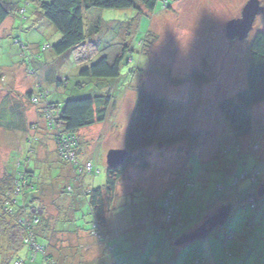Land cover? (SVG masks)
I'll use <instances>...</instances> for the list:
<instances>
[{
	"label": "rangeland",
	"instance_id": "374dc122",
	"mask_svg": "<svg viewBox=\"0 0 264 264\" xmlns=\"http://www.w3.org/2000/svg\"><path fill=\"white\" fill-rule=\"evenodd\" d=\"M7 1L16 8L0 25V117L4 122L9 119L18 122L19 117L11 118L7 113L4 116V111L12 114L10 107L19 103L24 107L26 128L11 131L0 126V178L6 172H33L41 187L51 184L52 189L57 190L53 194L49 187L47 194L40 196L39 202L30 205L28 210L38 214L45 211L50 228L55 231H81L69 238L55 235L61 240L69 264L74 262L71 253L78 248L86 264L93 263L100 255L102 245L98 243L96 232H84L93 229V224L87 204L80 201V193L81 189L105 185L106 154L110 150L124 149L125 131L140 91L165 99L168 110L157 135L158 141L146 149L147 165L141 168L134 163L118 181L110 214L111 229L120 232L135 225L148 210L164 205L173 187L178 195L174 191L169 205L177 208L179 216L195 217L207 203L224 195L232 210L226 224L207 238L178 248L171 245L172 240L165 231L155 233V224L149 216L144 227L136 224L108 240L110 253L103 256L104 264L110 261L162 264L164 260L170 264H264V196L254 198V208L249 199L242 205L237 200L247 193L256 194L264 183V161L260 158L264 142H257L258 149L249 153L256 142L248 144V140L255 137L258 130L249 137L235 138L217 107L219 101L234 97L246 87L247 44L257 31L264 32V10L255 18L248 37L238 41L225 37V25L240 17L247 0H159L152 12L143 10L142 15L131 9H91L84 14L85 34L88 36L91 27L99 28L98 33L87 37L85 49L69 50L58 56L51 47L61 39V34L40 17L37 5L38 1L50 0ZM259 2L264 9V0ZM44 47L47 48L44 50ZM122 47H126V51L116 79L79 76L82 68L102 55L117 53ZM193 70L201 71L208 80L194 83L190 80ZM58 81L63 82V87L56 88ZM29 91L38 95L41 91L46 96L39 102L35 99L27 102ZM106 92H110L113 103L105 122L75 134L79 150L63 151L70 160H76L79 165L76 171L68 173L62 161H49L50 155L56 152L53 134L59 125L53 130L47 126L42 116L46 107L44 101L60 105L67 99ZM251 115L254 126L264 127V102L254 106ZM195 133L200 136L190 144L189 135ZM225 146L246 152L232 155L235 160L239 158L233 165L237 178L227 175L225 180L220 167L212 171L217 161L207 162L215 152L218 156V150ZM200 158L206 162L202 164ZM202 165L207 166L208 174L202 170ZM253 169L259 174L255 185L250 178L239 180ZM70 173L73 177H69ZM224 181L229 188L226 194ZM66 186L73 188L71 195L64 192ZM70 198L77 201L70 202ZM158 215L159 223L161 220L166 229L164 214ZM191 222L181 229L172 226V238L195 226L194 221ZM231 236L234 239H230ZM3 243L0 239V264L6 260ZM19 253L25 264H47L39 251H28L27 257L25 249Z\"/></svg>",
	"mask_w": 264,
	"mask_h": 264
},
{
	"label": "trees",
	"instance_id": "16d2710c",
	"mask_svg": "<svg viewBox=\"0 0 264 264\" xmlns=\"http://www.w3.org/2000/svg\"><path fill=\"white\" fill-rule=\"evenodd\" d=\"M158 1L159 0H50L38 1L37 5L40 10V17L46 19L61 34V39L51 47L54 54L59 56L69 50L78 51L80 49H85L87 37L94 36V34L98 33L99 28L91 27L88 30V36L85 34L83 20L84 14L87 11L91 9H131L136 11L137 15H142L143 10L152 12ZM15 8V4L7 0H0V25L9 17ZM97 23L100 24L99 21H96V24ZM125 48L126 47H122L113 55H102L93 64L82 68L79 72V76L86 79L97 80L116 79L119 76L121 61L126 51ZM246 55V87L237 92L234 97L224 98L219 101L217 107L235 138L249 137L255 134V130H258L256 136L259 140H262L264 138V127L259 124L256 126L253 125L251 109L264 102L263 31H257L248 42ZM190 80L194 83L201 84L206 82L208 77L199 70H193ZM63 85V82L58 81L56 83V88L63 87ZM44 96H46V94L41 91H39V95L34 94L33 91H29L26 94L27 102L32 101V99L39 102L42 98H45ZM44 102H46L45 108H51L53 111V122L47 121V126L50 130H53L56 128V125H59V129L53 134L56 152H54V156L50 155L48 160L54 162L62 161L63 169L67 168L66 170L68 173L69 171L74 173L79 165H76V160L73 159V161H71L66 158L63 154V149L68 145L69 149L79 150V146L75 144V134L81 129L105 122L108 109L113 103L112 96L110 92H106L103 94H94L92 96L67 99L60 105L50 101L48 102L47 100ZM9 110L13 115L4 111V116L6 113L7 116L11 118L16 116L19 117V121L14 122L9 119V121L4 122L0 117V126L11 131L24 130L26 128V119L23 113L24 107L19 103H14ZM167 110L168 103L165 99L140 91L125 131L124 149L128 154L126 160L118 168L106 169V182L103 187L90 190L81 189L80 196H82L80 197V201L87 204L92 219L91 223L93 224V229L89 231L84 230V232H92V234L96 232L98 243L102 245L100 255L97 260L95 259L96 262H100L99 264H104L102 261L104 258L103 256L106 252L110 253V249L107 246L108 240L121 232L123 233L125 230L123 229L119 232L112 230L110 227V214L113 210L112 206L115 200V190L118 181L129 166L134 163H138L141 168L147 165L145 161L146 149L155 145L158 141L157 135ZM14 124H17V127L14 126ZM199 136L200 133L189 135L190 144L195 143ZM68 143H70V145ZM234 149L237 151V156L240 153H246L242 152L243 149L241 150V148L239 149L236 147ZM234 149L225 146L223 149L218 150V156L215 155V152L211 159H207V162L212 159L217 161L212 171L219 170L220 167V170L223 172L222 174H224V178L228 173L230 174V169L227 168L228 164L225 161L227 156H236L235 152H233ZM55 155H57L56 157L58 160L55 158ZM51 158H53V160H51ZM200 159L201 161L203 160V158ZM236 160H239V158H236ZM204 161L206 162L204 159L202 164L205 163ZM206 167L207 166L204 165L201 166L202 170L208 174ZM70 176L73 177L71 173L69 177ZM233 177L237 178L236 176ZM242 179L244 180L246 177L239 178V180ZM16 182L17 184H21L17 197H15ZM50 185L45 184L41 187V183L36 180L34 173L28 171L24 173L19 172L18 174L6 172V174H3L0 178V239L4 242L2 251L6 253L4 255V257H6L4 264H15L17 262L25 264V261L19 257V252L23 249L26 250V257L28 251H39L42 259L47 264H69L64 249H62V245H60L61 240L55 238V235L59 234L69 238V236H74L77 232L80 233L81 231L75 230L72 233L55 231L53 228H50L49 218L45 215V211L43 214H38L36 211L32 213L28 210L29 207H31L30 205H35V203L39 202L40 196L44 193L47 194L48 188L51 187ZM186 187L189 186L186 184ZM224 188H226L225 194L229 192L228 185L224 184L223 189ZM50 191L54 194L57 190L55 191V189L51 187ZM73 191V188L69 186L64 187V192L66 194L71 195ZM225 196L226 195L218 197L216 200L214 199V203L223 201ZM255 197H257L255 194L251 196L243 195L239 199V205L244 204L249 199L248 202L251 208H254ZM75 201H77V198H70V202ZM155 207L161 211V214H164L165 208L163 205ZM157 212L158 211L154 208L151 212L148 210V215H156ZM166 232L169 235L168 238H171V231L169 232L168 229H166ZM230 239H234V236H231ZM51 241L54 243L52 244ZM26 247H28L29 250H27ZM227 256H229V254H227ZM71 257L74 258V262L71 264H86L82 260L81 250L79 248L76 252L71 253ZM94 262L95 261L90 264H94Z\"/></svg>",
	"mask_w": 264,
	"mask_h": 264
},
{
	"label": "water",
	"instance_id": "95a60500",
	"mask_svg": "<svg viewBox=\"0 0 264 264\" xmlns=\"http://www.w3.org/2000/svg\"><path fill=\"white\" fill-rule=\"evenodd\" d=\"M263 10L264 9L260 5L259 0H247L241 9L240 17L232 19L226 23L225 37L228 40H245L252 30L255 18L262 14ZM127 155L128 154L125 149L108 151L106 154L107 168H118L124 163ZM255 195L257 197L264 196V183L258 187ZM231 210L232 206L230 204H220L219 206H216L209 214L201 218L200 223L196 227L177 237L173 241V246L182 247L193 241L207 238L215 229L226 224ZM185 220V223H190L193 220V216L187 217Z\"/></svg>",
	"mask_w": 264,
	"mask_h": 264
},
{
	"label": "crops",
	"instance_id": "0c3cea01",
	"mask_svg": "<svg viewBox=\"0 0 264 264\" xmlns=\"http://www.w3.org/2000/svg\"><path fill=\"white\" fill-rule=\"evenodd\" d=\"M256 139H258L257 138V136H255V137H252V138H250V140H248V144H250V143H252V142H264L263 140H259V141H256ZM235 142H238V141H235ZM239 143V142H238ZM247 144V145H248ZM263 149H264V145H263ZM233 152H235V155L237 156V154H236V151H235V149L233 150ZM263 161H264V152H263V154L261 155V157H260ZM225 162H227V164H228V166H227V168H229L230 169V174L228 173V176L230 177V176H236L235 174H236V171H235V168H234V170H233V165L235 164V163H237L236 162V160L233 158V156L231 157V156H227L226 157V161ZM230 164V165H229ZM247 166H248V163H247V165L245 166V168H247ZM232 170V171H231ZM253 171H254V169H253ZM245 172V171H244ZM226 177V176H225ZM225 180H226V178H224ZM225 183L224 184H226L227 185V183H226V181H224ZM219 186V185H218ZM220 193H222V192H220ZM248 195H251V194H249V193H247V195L246 196H248ZM226 197L227 196H225L224 198V200L223 201H221V202H217V203H214V200L213 201H210L209 203H207L206 205H205V207L202 209V210H199L198 212H197V216H193V221H194V223H195V226H193V227H191L190 229H188V230H191V229H193L194 227H196L199 223H200V221H201V218H203L205 215H207V214H209L216 206H219L220 204H227V202H228V200L226 201ZM216 198H218V197H216ZM239 199H240V197H237V200H238V204H239ZM216 200V199H215ZM216 204V205H215ZM157 205V204H156ZM158 206V205H157ZM211 207H213V208H211ZM154 210V208L152 209V211ZM156 210H158V209H156ZM151 212V211H150ZM157 213H161V212H157ZM149 216H151V223L152 224H155V233L157 234V235H159L160 233H161V231H165L166 232V229L163 227L164 225H163V223L161 222V220H160V223H159V219H158V217H160V215H158V216H156V215H152V214H149L148 215V213L147 214H145L143 217H142V220H139L136 224H137V226H139V228H141V227H144V225H145V223L149 220ZM161 217H162V215H161ZM188 216L187 215H183V216H179V218L181 219H184V218H187ZM190 217H192V216H190ZM199 219H200V221H199ZM192 221V222H193ZM191 222V223H192ZM135 224V225H136ZM135 225H132V226H130V227H127V228H125V230H124V232H126V231H129V230H131L132 229V227H134ZM182 227H179V228H177V229H181ZM113 230V229H112ZM187 230V231H188ZM117 231V230H116ZM121 231V230H120ZM173 231V230H172ZM172 231H171V233H172ZM186 231V232H187ZM167 233V232H166ZM171 233H169V234H171ZM185 233V232H184ZM168 234V233H167ZM183 234V233H182ZM172 235V234H171ZM180 236V235H179ZM178 236V237H179ZM114 237H116V236H113L112 238H114ZM169 239H171L172 240V243H171V245L173 246V241L175 240V239H173L172 238V236H171V238H169ZM176 248H178V247H176ZM179 250V249H178ZM212 254V253H211ZM244 259H245V257H243ZM97 260V259H96ZM96 260H95V262H94V264L96 263ZM110 264H117V263H115V262H113V261H110ZM162 264H170V262L169 261H163V263Z\"/></svg>",
	"mask_w": 264,
	"mask_h": 264
},
{
	"label": "built area",
	"instance_id": "2783aa9c",
	"mask_svg": "<svg viewBox=\"0 0 264 264\" xmlns=\"http://www.w3.org/2000/svg\"><path fill=\"white\" fill-rule=\"evenodd\" d=\"M46 48L47 47H44V49H46ZM44 110L46 112L44 111V113H43L44 115L43 116L46 118L47 121L53 122V118H52V116H53V113L52 112L53 111H52V109L51 108H48V109L45 108ZM254 146H256V147L253 150L251 149L249 151V153L255 152L258 149V145L257 144H255ZM66 148L69 149L68 145H66L65 149ZM65 149H63V151ZM64 155L69 160L71 159V158H69V156L67 155V153L64 154ZM71 161H73V160H71ZM87 165L90 166V164H87ZM88 168L90 169L91 167H88ZM258 175H259L258 172H252L251 174H245V175H242L241 177H244L245 176L246 178H250L251 182H255L256 181V177ZM238 181L239 180H236V183H238ZM186 184L189 185L188 183H186ZM15 185L17 186L16 187V192H15V197H17L19 195V191H20L21 184L20 183L17 184V182H16ZM173 188H170V190L168 191L169 192L168 200H166L165 204L163 205V207L165 208V211H164V220L167 223L166 224L167 225L166 226V229H168L169 232L172 231V226H175L176 225L177 228H179V227H182L185 224V222H186L185 219L184 220H180L179 219V213H178L177 208L175 206L174 207H170V205H169L170 199H172V197L174 195V191H175ZM175 193H176V191H175ZM176 195H178V193H176ZM15 264H22V262H17Z\"/></svg>",
	"mask_w": 264,
	"mask_h": 264
},
{
	"label": "flooded vegetation",
	"instance_id": "af4514ba",
	"mask_svg": "<svg viewBox=\"0 0 264 264\" xmlns=\"http://www.w3.org/2000/svg\"><path fill=\"white\" fill-rule=\"evenodd\" d=\"M254 183V185L256 184V182H253ZM252 201H253V199H252ZM211 208H213V207H211Z\"/></svg>",
	"mask_w": 264,
	"mask_h": 264
},
{
	"label": "clouds",
	"instance_id": "9594fccd",
	"mask_svg": "<svg viewBox=\"0 0 264 264\" xmlns=\"http://www.w3.org/2000/svg\"><path fill=\"white\" fill-rule=\"evenodd\" d=\"M253 172H257V171H253Z\"/></svg>",
	"mask_w": 264,
	"mask_h": 264
}]
</instances>
